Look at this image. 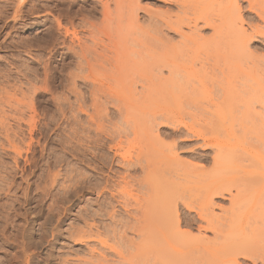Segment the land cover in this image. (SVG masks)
<instances>
[{"label": "bare ground", "instance_id": "6f19581e", "mask_svg": "<svg viewBox=\"0 0 264 264\" xmlns=\"http://www.w3.org/2000/svg\"><path fill=\"white\" fill-rule=\"evenodd\" d=\"M110 1L109 3L108 1L107 3H103L102 0H99L101 10L97 11L96 6L93 5L94 7L86 13V16L83 14L85 17H80L78 23H75V21L80 12L74 13V11H72V8L77 4L76 0L0 1V38L2 36L4 37L3 41L0 43V48H12V51H18V49H20L24 50L25 53L27 52L28 54H31L34 50L33 47L39 48L38 43L32 45L31 43L27 44V42H8L7 44V40L10 38L12 33L19 30V27H25L30 21L32 22V20L34 21L33 24H50L47 28L48 39L45 42L48 57L44 59L43 57H38L35 59L38 60V64H40V66H44L42 68L44 69L43 78H39L36 72L30 70H26L27 72L21 73L22 71L17 66H11V69L9 68V70L0 72V106H7V111H1L3 108L0 110V157H10L13 166L10 169L14 175L18 173L23 174L26 170H28V172L30 171L32 175H35V172L40 166H38V161L34 159L35 157L27 160V155H29L28 153L34 149L33 145L35 143L39 144L40 139L43 140L42 142L45 144L44 146L46 148L50 144H53L50 134L55 129H53L54 119H46L43 123H40L42 121H39L40 117L39 114H37V106L40 105V102L35 98L37 97V92L39 94V91L45 94H50V102H52V105L56 110L55 112L59 114L57 123H60H55V130H58L60 135L62 133V136L68 134V131L73 130V132H69L72 133L70 134V145L65 146H70L69 149L67 148L70 152H84L82 148L90 147V145L103 147L102 135H104V139H106V141L110 138L109 136L112 135L110 133L109 136L103 134L105 133L103 130L108 126H105V128L103 126V129L101 130L102 127H100V124L103 122L101 120L103 119V113H101L103 110L101 107L103 104H101L100 107L99 98L101 97L98 98V96L100 94L104 96V90L109 91V89H104V87L110 82L112 84V81H115L116 83L123 81L122 79L128 80L130 75L126 76L125 74H129L130 70L128 72L127 68L131 62L129 64L130 60L128 59V61H125V59L128 58V53L125 52L126 50L124 51L127 53L126 58H122L125 57L123 52L120 53L121 50L123 51V49H125L124 47H121L126 41V39L123 38V35L120 34L121 36H118V33H120L121 30L113 33L114 28L112 29L111 26L110 28L113 30V32H111L115 34V38L114 35L110 36L106 33L104 35L108 36H106V41H103L101 36L99 38V33L101 32L100 25L103 23L111 25V23L113 21L115 22V20L118 23L119 20H123L122 18H125L127 22H132L133 26H137L138 24L136 23L139 22L136 8L138 0L129 1L130 5L128 4L129 6L126 7L127 9H125V12L123 11V13L118 11L123 10L121 7L118 9V6L122 3H126V1L122 3H119L120 0L112 1L111 3H115L112 5L117 7V9L114 7L115 10L113 11L115 12L113 13H111L112 10H110L113 8L108 7V4L111 5ZM158 1L168 7H175L178 13L172 14L170 11H164L166 12L165 14H167L164 15L162 12L164 15L163 18H152L154 19L151 22V25H153L152 27H154L155 30L157 27L166 28L175 34H178L181 37V41L183 40L182 42H194L193 44L196 42V44L199 45L198 47H201L200 52H204L205 49V58L203 60L200 58L202 62L200 63L199 68L202 73L209 70L208 68L211 70V67L214 69L216 66L219 67L224 65L231 73L235 72V76L236 70H241L242 65L245 64L248 67L246 72L250 70V75L253 80H263L262 75L264 74L257 73L258 71L264 72V58L263 60L257 58L258 56H254L249 49L251 47L250 45L258 43L257 41H260V39H264V0H209L207 3L203 0ZM243 4H246V6L242 7ZM243 10H246L248 17H244L247 13L243 14ZM98 15H100L101 20H98ZM41 17H44V21L40 22L39 19ZM117 23L115 22V24ZM199 23H201L202 27L198 26ZM115 24L113 23V25ZM183 27L188 28V33L182 32ZM200 27L212 30V34H210L211 37L204 38L203 36H199L197 34V28L199 29ZM106 28L108 29V27ZM83 33L90 35V39L89 37V40L84 39V35L83 37L81 36ZM117 37L123 38H120L122 43L118 44L119 39L117 41ZM112 44L115 49L117 48V44L120 46L122 45L120 49L118 48L120 51L117 52L119 55L122 54V56H119L117 53L115 54L116 56H114L116 51L114 48V50H112ZM194 50L196 51V48ZM197 50H199V48ZM174 51L177 53L176 56H173L172 53L164 58L162 55V58L158 56L155 64L159 71H161V68H169V71L171 72L170 77L176 74L177 71L181 70L176 67L178 66V61H183V59H185L179 58V55L182 57V52H179L180 50L178 51L179 54L177 50ZM185 51H183L184 54H187L188 51H186V53ZM58 54L63 57L65 56V59L70 60L67 64V72H64V74H56L55 72L51 73L48 71V62L51 63L49 60L53 61ZM171 55L173 57H170ZM187 56L190 58L189 55H186V57ZM199 56L196 57L197 60H193L196 61L193 63H198L197 61H200ZM186 60L190 61L188 59ZM175 63H177L176 66ZM180 63L179 66L181 67ZM127 64L129 65L126 67ZM140 64L141 63H138L137 65ZM187 64L189 65L190 63L188 62ZM192 65L195 67L194 64ZM205 65L209 67L207 68ZM245 65L243 66L245 67ZM258 67L263 69L260 70ZM124 68L127 73H125ZM185 68L183 69L186 70ZM256 68L259 70L257 71ZM232 69L235 70L233 71ZM238 70L237 73H240ZM243 70H245V68ZM217 71H219L221 75L225 74L223 70ZM13 72L19 76V79L16 81L19 82L20 79L24 80V83L21 81L24 84V88L21 86V82L20 86H10L11 81H13L11 80ZM212 72H209L210 74L206 72L204 75L208 74L210 76L207 75V78L215 80V73L211 74ZM216 74L217 76L220 75L217 72ZM242 74L243 73H241V75ZM37 77L41 79L42 83L41 86L38 85V87L36 86L37 83L35 84ZM219 77H216V79ZM103 81L105 82V86L102 83ZM56 82H58L57 88H61L62 91H67L70 97H73L75 106L74 104H70L67 100L68 98L66 99L65 96L57 97L54 95L51 91V86ZM126 82L122 83L124 84ZM131 82H134V80L131 79V81H128L129 84ZM81 86H83L84 89L86 87H89V89L91 88L90 90L86 88L89 93L87 94L86 92L88 91L85 90L83 92ZM114 86H110L111 89H113ZM117 86L119 85L117 84ZM141 88V92L134 88H130L128 89V92L123 90L125 92L122 94H120L121 92L117 93L120 89L115 90L116 94L113 89L111 92H105L108 94V97H106L107 94H105L104 99L107 100L110 93H112L111 95L114 97L116 95L113 99L111 96V102H108L111 103L110 105L114 109L112 111H115L120 115H125L123 111L136 114L138 113V117L143 119L144 117L142 115L146 114L148 116V114H150V102L148 99L149 87H147V85H143ZM7 89H12L11 91H13V94L9 96V98L4 97V94H7L6 96L8 97V92H10L9 90L7 91ZM16 94L21 96L19 100L17 98L13 99ZM86 94L88 95L87 97L90 98L88 100H92L93 102L91 101V103H94L92 105L97 109L96 110L90 105L89 108L95 109V112H93L94 110L89 111H92L91 113H94L97 118L98 116H102L101 119H99V121L102 122L97 123L93 120L96 117L92 116L90 112V114L87 112V106L85 105ZM2 95L3 97H1ZM136 96H138V98H136ZM141 99H143V104L140 103ZM96 103H99L97 105L98 107H96ZM168 103L167 105H169ZM209 103L210 106L215 108H219V106H221L217 101L210 100ZM140 104L142 105L140 106ZM104 105V108H102L105 111L106 104L104 103ZM98 108H100L101 112L98 111ZM129 108L133 111L128 110ZM153 112L155 113L153 115L150 114L149 118L145 115V118H148V120L145 119L147 121L143 119L145 122H139L140 119L137 121L136 118L137 122L135 121V124H140L141 126L140 129L139 127L136 129L138 125H135V130H139V132H134L133 129V132L131 131L134 135L133 142H140V144L137 143L140 145V148L143 147L141 143L143 141V143H145L143 144L144 147L141 148L143 150L145 149V151H143L144 153L140 150V153H138L140 155H137L140 158L137 157L138 159L134 162L125 159L123 154H120L119 152L116 153L117 150L122 149V147H120V143L116 144L115 147H109L110 144L109 146H107L108 144L106 145L108 147V151H112L113 148H116V152L112 156L110 155L111 158H106L101 152V154L97 152L94 154L92 152L93 156L90 155V161L92 164H97L94 165V167L92 166V170L93 172L95 171V175H98L101 182H103V186L101 188L99 187V191L95 188L96 186L93 185L94 188L91 187V185L84 178L82 179L79 174H76L78 179L74 178L75 175L72 176L74 178V185L70 188V191L68 190L65 193V202L68 207L63 210V214L66 215V213L69 212L73 206L79 203V199L82 198L86 192H97V194L107 193L104 198L103 195L96 198V202L98 203L97 210L83 211V215L86 214L85 219L88 220L91 218L93 220L92 217L94 215V217H96V215H100L102 213L105 214L106 218H109L110 223H108V225L107 223L106 225L102 224L104 225L102 226L103 233L100 231V228H102L100 226H93L95 227L94 232L91 228H88L87 231L74 229L73 231L68 232L67 239L69 238L73 240L75 242L74 245H81V247L86 246V248H88L87 246L94 241H96V243L102 242L103 244L104 242L101 240V236L102 234L107 233L109 238L116 239L119 242H123V244H128L131 249L135 251L133 258L129 261H122V264H170L171 262L172 264H264V228H260L261 225H259V228L258 226H256L257 228H254L253 226L249 227L248 219L250 218V213L236 214L234 212V206L237 202L242 200L249 201L250 210H254V207L259 208L260 206H263L264 209V158L258 160L257 163L260 164L251 163L253 162L252 160H249V164L247 165L232 163L233 167H228L227 171L224 167L225 162L222 163V161H224L223 154L235 149L234 142H232L233 144L230 142L231 137L229 134L227 136L228 140H224V137H222L223 139H220V137L210 138L204 132L194 130L193 123L196 124V122H194L195 120L189 124L179 122L172 119L169 115L172 111L167 108L158 109ZM214 112L211 113L213 116L214 114L219 113V110L215 109ZM68 114L69 116H67ZM104 115L106 116V111ZM82 116L85 118L84 121L81 119ZM130 116H133V114ZM206 117L200 118L203 119L200 123L202 122L206 129L210 131L213 129L214 131L219 128L217 130L223 131L222 128L224 126L219 125V123L221 124L220 121L217 126L216 123L218 121L216 122V120H214L213 123L212 117ZM104 118V120H106V117ZM124 118H126L127 121L129 117ZM198 122L199 121H197V123ZM223 125L225 124L223 123ZM157 126H162L163 128L168 127L170 131H158L155 129ZM232 131L233 129H231V132ZM36 134H39L40 137L35 138ZM64 137H66V135ZM147 140H153L154 145L153 143L152 145L154 147H157L155 145H158L159 149L161 146L162 149L158 150L157 148H152ZM197 144L199 145L196 148L202 149L204 152L203 154L195 153L198 152L194 150L196 149L194 146H197ZM145 145L150 146L148 151L146 150ZM23 147L26 148L27 152L25 157L26 161L21 155ZM182 147H188L190 149H188V151L186 150L180 152ZM24 150L23 152H25ZM209 150L213 153L209 152ZM88 151L91 152L90 149ZM210 153L212 155H210ZM49 154L50 153L48 152V155ZM181 154H186L189 160L182 159L180 157ZM32 156H34V154ZM75 156H79V152L78 155L75 154ZM84 157L85 154L80 155L77 158L84 159ZM115 157L119 158V160L116 161ZM21 158H23L25 166H28L27 169L25 166L22 168L19 166ZM196 160L197 162H194ZM114 161H116V164ZM209 163H211V166L207 168L206 166ZM115 166H118L119 169H123L125 171L130 170L134 173L142 174V179L137 182L138 195L133 199V202L135 203L134 210L128 214L126 211L120 214L114 210L113 201L115 194L110 192L112 188H109L111 186L109 183L110 181L112 182L110 177L111 175L113 178L120 174L119 170L114 169ZM229 173L233 175L230 176L231 178H229V176L224 177L225 174L228 175ZM47 176L48 181L52 186V183L56 181L58 173L52 174V172H48ZM68 179L69 178L67 176V180ZM50 191L51 190H49V188L45 191V197L52 195V192ZM252 191H259V193L256 197H251L250 193ZM32 200L34 201V197ZM217 201H228L230 207L224 208L219 205ZM105 208H110L111 210L108 212L105 211ZM215 209H219L221 214L215 213ZM103 216L101 217L103 218ZM262 223H264V218ZM58 226L49 229L53 240L62 236V233L57 230ZM40 227L41 226L39 225L38 229H40ZM118 230L120 231L117 232ZM25 231L28 232V230L25 229L22 233H16L15 236H13V243L16 250H18L15 255L23 256L24 262L27 264L28 261L37 257V246L34 243L36 241H33L31 235L27 234V232L25 233ZM129 233L131 234L130 237H128ZM203 233H212L213 239L211 240V238L209 239L205 237ZM249 238L251 240L254 239L255 242L252 243ZM53 240L46 239L44 242L47 246H51ZM37 245L39 244L37 243ZM87 250H89L88 253L90 259H94L96 263L98 262L97 264H100L99 262L104 260V257L95 253L93 249L89 248ZM14 258L17 259V257ZM83 263L85 262L83 261Z\"/></svg>", "mask_w": 264, "mask_h": 264}, {"label": "rangeland", "instance_id": "374dc122", "mask_svg": "<svg viewBox=\"0 0 264 264\" xmlns=\"http://www.w3.org/2000/svg\"><path fill=\"white\" fill-rule=\"evenodd\" d=\"M0 1H6V0H0ZM102 1L103 3L104 2L107 3V1L109 3L110 0H102ZM112 1H115V0H112ZM112 1H110V3ZM125 1L126 3H122ZM129 1L131 2V0H124V1L120 0L119 3L121 2L122 4L119 5L117 3L119 6L117 4L116 5L118 6V9L119 7H121L123 10H118V11L122 13L123 11L125 12V9H127L126 7L130 5ZM203 1H205L206 3L209 2V0H203ZM137 2H138V5L136 4L137 5L136 8H137V13H138L137 15H138V22H139V23H136L138 24L137 26L135 25L133 26L132 22L131 23L127 22L125 18H122L123 19V20L121 19L122 21L119 20L118 23L115 20L117 24H115L114 21L112 23L110 22L111 23V25L109 24L110 26L107 25L108 23L107 24L103 23L104 24V25L102 24L103 26L100 25L101 26L100 31L102 33L101 32L99 33V38L101 36L103 41H106V36H108V35L105 36L104 34L107 33L110 36L114 35V38H115V34L113 33H116L117 31L121 30L120 33H118L119 34L118 36L123 35L124 36L123 38H125L126 41L124 40L125 44H122L123 46L121 45L122 46L121 47L118 44L122 43V41L120 40L123 38L117 37L116 39L117 41L119 39L118 41L119 43L117 44L116 49L118 50V48L120 49V47L121 48L124 47L125 49H123V51L121 50L120 52V53L123 52V54L125 55V57H122V58H126V54L128 53V58H126L125 61L128 59L130 60L129 64L131 62L130 65L129 64L126 65V67L128 65L131 66V67L128 66L129 69L127 68L128 72L130 70L129 74L127 73L125 69L126 67L124 68L125 73H127L125 75L126 76L130 75L131 77L129 76L128 80L122 79L123 81L116 82L119 86H117L115 81H112L113 85L110 82L109 84H107L108 88H107V85L105 86V82L103 81L102 83L105 86L104 89L105 88L109 89V91L108 90H104V91L111 92V90L113 89L114 91L120 89L119 91H117V93L121 92L120 94H122L125 92L123 90H126L128 92L129 91L128 89L134 88L137 91L141 92V89H142L141 86L147 85V87H149L148 99L150 102L149 113L151 115L155 113L153 112L155 110L167 108L168 110L172 111V113L169 114L172 117V119H175L179 122L188 123V124L192 123L193 120H195L194 122H196V124L193 123L194 130L198 132H204L210 138L220 137V139H223L222 137H224V140H228L227 136L229 134V136L231 137L230 142L231 143L234 142L235 149L223 154L224 161H222V163L225 162L224 164V167L226 168L225 170L228 171V167L232 168L234 163L247 165L249 164V160L253 161L251 163L260 164V163H257L258 160L264 158V77H263L264 75H262L263 80H260V81L253 80V78L250 75V70L246 72L248 67L245 64H243L245 65V67L242 65V68L243 69L245 68V70H243L242 68L241 70L237 69L238 72L240 73H237V70H236L235 76H234L235 72L231 73L230 71H228V69L225 68L224 65H221V64H220L221 66L219 67L216 66V68H214L215 71L211 66H210L211 67V70H210V68H208L209 66L205 65V67H207L209 70L204 71L205 73L204 72L202 73L199 66L202 60L205 58L204 48H203L204 52L201 51L203 53L200 54L201 47H198L199 45L196 44V42L195 44H193L194 42H190V43L182 42L183 40L181 41L180 39L181 37L178 34H175L174 32H171L170 30L166 28H162V27L161 28L157 27V29L159 30L157 29L155 30V28L152 27L153 25H151L152 20L156 18L161 19L163 18L164 15H167L165 14L166 12L164 11H170L172 14H175V13H178L177 9L175 7H168L165 4L159 2L158 0H138ZM76 3L77 4L72 8V11H74V13L80 12L81 16L79 13V16L78 18H76L75 23L79 22L80 17H83L84 15L86 16V13H88L92 7L96 6L97 11L101 10L99 6V0H76ZM112 4H115V3L113 2L111 3V5L108 4V7L113 8V9H110L112 10V12L110 11L111 13L115 12L113 10L117 9V7L113 6ZM244 6H246V4L242 5V7ZM243 11H244L243 14L247 13L246 10H243ZM162 12L164 15L162 14ZM245 15H244L245 18L248 17V13ZM153 17L154 19H152ZM97 18L98 20H101L100 15H98ZM39 21L40 22L44 21V17L43 18L41 17ZM33 22L34 21L32 20V22L30 21L25 27H22V26H21L22 28L19 27V30L15 31V33H12L11 34L12 37L10 36V38L7 40L6 43L8 44V42L9 43L27 42V44L31 43L32 45H35L36 43H38L39 48L33 47L34 50L31 52V54H28L27 52L25 53L24 50H20V49H18V51H14V50L12 51L11 50L12 48H7V49L4 47L0 48V72H3L4 70L5 71L9 70V68L11 69V66L12 67L17 66L22 71L21 73L27 72L28 70H30V71L36 72L39 78H43L44 69L42 68L44 66H40V64H38V60H35V59L38 57H43V59L48 57L47 56L48 52H47V47L45 45V42L48 39L47 28L49 27L50 24H44V25L43 24H33ZM30 23L33 25H31ZM113 23L115 25H113ZM105 26L108 27V29ZM111 26H112V29L114 28L113 29L114 32L113 30H111L110 28ZM198 26H201V23H199ZM200 28L199 29L197 28V32H198L197 34L199 36H203L204 38L211 37L210 34H212V30L204 29V28L200 29ZM182 32L188 33V28L183 27ZM100 34H102L103 36ZM81 36L84 39H88L90 35L83 33ZM3 38H4L3 36L0 38V43L3 41ZM263 40L264 39L262 40L260 39V41H257L258 43L250 45L251 47L249 49L254 54V56H258L257 58H260L261 60H263L264 58V41ZM111 46H113V44ZM113 48L114 46L112 47V50L115 49ZM195 48H196V51L194 50ZM198 48L199 50H197ZM116 49H115L116 52L114 53V56H116L115 54L120 51V50L117 51ZM174 50H177V52L180 50L179 52L180 53L182 52L181 53L182 57H180L179 55V58L180 59L185 58V59H183V61L178 59L181 61V63L180 61L178 62L180 63L181 67L184 66L183 68H185L186 66L185 68L186 70L181 68L179 66V63L177 62L178 66H176L177 63H175V66L178 67L179 70L180 69L181 70L177 71L176 73L177 75L174 74L172 77H170L171 72L169 71V68H161V71H159L158 68H156L155 64L157 61L156 59H158V56L161 57L162 55V57L164 58V57H167V55L169 56L171 53L173 56H176L177 53ZM185 50L188 51L187 54H184L183 51ZM124 51L127 53H125ZM191 53L192 55L194 53V55L192 56ZM117 54L119 55V53ZM198 54L201 56H199ZM172 55L170 57H173ZM186 55H189L190 58L188 56L186 57ZM197 55L199 56L200 61H197L198 63H193V62H196L193 60H197L196 58L198 57ZM119 56H122V54ZM186 59L190 61H187ZM49 61H51V63L48 62L49 66L47 67H48V71H50L51 73L55 72L56 74H60V73L64 74V72H67L66 71L67 64L69 63L70 60L65 59V56L63 57L60 54H58L57 57L53 59V61L52 60H49ZM188 62L190 63L189 65L187 64ZM138 63H141V64L137 65ZM192 64H194L195 67H193ZM260 67H258L260 70L263 69ZM258 68H256L257 71L259 70ZM217 70H223L225 74L221 75L220 72ZM206 72H208V74H210L209 72H212L211 74L215 73V80L214 79L210 80L209 78H207L210 75L208 74H207L208 76L204 75L206 74ZM216 72L219 73L220 75L217 76ZM241 73L243 74L241 75ZM259 73L264 74V72H261V71H258L257 74ZM125 75L124 77L126 78ZM11 76L13 78V79L11 78V80L13 81H11L10 86L14 85L15 87H17L18 85L20 86L22 82L24 83L23 79H20L19 82L16 81L19 79L18 74H15L13 72ZM38 77H37V81H35V84L37 83L36 84L37 87L38 85L41 86L42 84L41 79H39ZM216 77H219V78L216 79ZM131 79L134 80V82H131L129 84L128 81H131ZM122 82H126L127 84L126 83L123 84ZM23 83L21 86L24 88ZM57 85H58V82L54 83L51 86V91L54 93V95L57 97L65 96L66 99L68 98L67 99L68 102L72 105L74 104L75 106V101L73 102L74 100L73 97H70L67 91L65 90L62 91L61 88H57ZM110 86L111 87L114 86L113 89H111ZM86 88L88 90L91 89V88L89 89V87H86ZM86 88L84 89V87L81 86V89L83 90V92L84 90L88 91L86 90ZM8 90L10 92H8L9 93L8 97L6 96L7 94L6 95L4 94L5 98H9V96L13 94V91H11L12 89H7V91ZM105 92L103 93L104 96L101 94H100L101 96L100 95L98 96V98L101 97L99 98L100 104L96 103V107H98L97 106L98 104L100 105V107H101V104H103L102 106L103 108L105 106L104 103L106 104V107H105L106 116L104 115L105 114L104 109L101 107V109L103 110L101 112L100 108H98V111L103 113L102 114L103 117L101 116L103 119H101L100 116H98L97 118V116H95L94 113L93 114L91 113L93 110H94L93 112H95L96 108L95 106L92 105L94 104V103H91L92 100L91 101L88 100L90 99L89 97H87L88 96L87 94L89 93V91L86 92L87 94L85 95L86 97L85 105L87 106V110H88L87 112L88 113L90 112L92 116L96 117V118L94 117L96 119V120L93 119L94 121H96L97 123H100L103 121L100 124V127H102L101 130L103 129V126L104 128L105 126H108L107 128L109 131L107 130V128H105L103 130V132L105 133H103L102 131L101 132L105 134L106 136H109L110 134H112L111 136H109L110 138L108 137L110 141L108 139L107 141L109 142H107L106 139H104V135H102L103 147L102 146L96 147L95 145H90V147H83L85 149L82 148L84 152L77 151V153L70 152L68 150L70 146L65 147L66 145H70L69 143L70 137H71L70 134L72 133H69V132L71 131L73 132V130L68 131L67 132L68 134H65L66 137H64L65 135L62 136V133L60 135L59 134L60 132L58 133V130H55L56 129L55 123H57L58 121L57 118H59V114L55 112L56 110L54 109L52 102H50L51 101L50 94L49 93L45 94L41 91H39V94H38L37 92V97L35 99L40 102V105L37 106V114H39V117H40L39 121H42L40 123H43L46 119H51V118L54 119L53 129L54 128L55 129L50 134L53 144H50L51 146L49 145L46 148L44 146L45 144L42 142L43 140L40 139L39 144L35 143L34 144L35 146L33 145L34 149H32L30 153H28L29 155H27L26 148L25 147L22 148L23 150L25 149L24 150L25 152L21 150V152L23 153V154L21 153V155L24 158V160L27 155V158H28L27 160L35 157L34 159L38 161V166L40 167H38V170L35 172V175H32L30 171L28 172V170L24 171L23 174L18 173L14 175L12 170L10 169L13 167L12 160L10 159V157H5V156L0 157V190H1L0 191V264H25L23 256L15 255L18 250H16L14 243H13V236H15V234L18 232L22 233V231H24L25 229L28 230L29 232L28 233L27 231H25V233L27 232V234L31 235V238H33V241H36L34 243L37 246V250H36L37 257H34L32 260L29 259L31 261H28L27 264H43L44 261H45L44 264H79L81 261L82 262L80 264H97L98 262L96 263L94 259H90V256L88 253L89 250H87L89 248L93 249L95 253H98L104 257V260L99 262L100 264H122V261L124 260L129 261L133 258L135 251L131 249L130 245L125 244V243L123 244V242H119L116 239L109 238V235L107 236V233L106 234L104 233L101 236V240L104 242L103 244L102 242L96 243V241H94L87 246L88 248H86V246L81 247V245H74L75 242L73 240L69 238L67 239L68 232H71L74 229H78V230L80 229L83 231H87L88 228L89 229L91 228V230L94 232L95 227L97 226L102 227L104 226L102 224L106 225L107 223L108 225V223H110L109 218L108 217L106 218L105 214H102V213L100 215L99 214L96 215V217L99 216L97 218L94 217L95 216L94 215L92 217L93 220L91 218L87 220L85 219L86 214L83 215L84 214L83 211L86 212V210L88 211L97 210L98 203L96 202L97 201L96 198L102 195L104 198L105 195H107V193L97 194V192H89V193L86 192L84 193L83 197L79 199V203H77L75 206H73V208L70 209L71 211V212L69 211L70 213L67 212L66 215L63 214V210L68 207V205L65 202V193L68 190L70 191V188H72V186L74 185L73 179L74 178L78 179V176L76 177V174H79V176L82 177V179L84 178L91 185V187H93V185L96 186L95 188L97 189V191H99V189L103 186V182H101V180L99 179L100 177L98 175H95V171L93 172L92 170V166L94 167V165H97L94 163L92 164V162L90 161L91 156H93L92 154L93 153L95 154V152L97 153L101 152L102 155H104L106 158H111L110 155L112 156L116 152L115 150L116 148H113L114 151L112 150L113 151L112 152L110 150L108 151L107 146H109L110 144L109 147H115L116 144L120 143V147H122V149L117 150L116 153L119 152L120 154H123L125 156V159H127L128 161L134 162L136 159L140 158L137 156V155H140L138 154L140 153V150L142 152L145 151V149L144 150L141 149L144 147L143 145L145 144L143 143L144 141L141 143V145L143 146L141 148H140V145H138L140 144V142L139 143L135 141H134L135 143L133 142L134 135L132 134V132L137 131L135 130V128L138 124L136 125L135 123L140 119L138 117L139 115H137L138 113L136 114V113H130V112L123 111L125 115L124 114L120 115L119 113L112 111L114 109L110 105L111 103H108V102H111L110 97L112 96V99H113L114 96L111 95L112 93H110V96H109L110 99L106 98L107 100H109L107 101L104 99V97H105V94H107L108 92L107 93ZM115 94H116V91H115ZM1 97H3V95ZM102 97L105 101L102 99ZM106 97H108V94ZM16 98L19 100L21 96H19V94H16L15 98L13 97V99H16ZM136 98H138V96H136ZM141 100H140V103L143 102V99ZM210 100L217 101L218 103H220L221 106H219V108L210 106L209 105ZM167 103L169 105H167ZM142 104H140V106ZM90 105L93 106V108L95 109L93 108L90 109L89 108ZM1 106H0L1 107L0 110L3 108L1 111H7V108H6L7 106H3V105ZM215 109H218L219 113L214 114L213 116V114L211 113L214 112ZM89 110H92V111H89ZM128 110L133 111L131 110V108H129ZM131 114H133V116H130ZM141 114H144V113H141ZM150 114H148V116L146 114L142 115L144 117L143 119L148 120ZM145 115L148 118H145ZM67 116H69V114ZM206 116L212 117L213 123H214V120H216V122L218 121L217 123L215 122L217 126L220 121L221 124L219 123V125L224 126L222 128L223 131L217 130L219 129L217 127H216L217 129L214 131L213 129L211 131L206 129L204 127V124L202 122H201L202 124L200 123V121L203 120L200 118L206 117ZM82 117L81 119L84 121L85 118L84 116ZM104 117H106V120L107 119L108 120L107 121L104 120L105 119ZM124 117H127V118L129 117V118L126 121V118ZM136 118H137V121H136ZM99 119H101L102 121H99ZM143 119H140V120H143ZM140 120L139 122L147 121V120L145 121L144 120L140 121ZM197 121L199 122L197 123ZM222 122L225 125H223ZM140 126L141 125L139 124L136 129H138V127L140 129ZM225 126L228 128H226ZM155 129L161 132L170 131L168 127L163 128L162 126H159V127L157 126V128ZM231 129H233L232 131L233 133L231 132ZM105 130L108 132H106ZM137 132H139V130ZM67 135H68V138H67ZM225 135H226V138H225ZM36 137L39 138L40 135L36 134L35 138ZM66 143H69V144H66ZM148 143L151 145L152 148L154 147L153 140L148 141ZM199 144H197V146L195 145L194 147L195 148L198 147ZM145 146H146V150L148 151L150 149V146L148 145H145ZM155 146L157 147H154V148H157L158 150L162 149L161 146H160V149L158 145H155ZM86 148H89L91 152L88 151L89 149H86ZM182 149L180 150V152L186 151V150L188 151V149L190 148L182 147ZM196 149L194 150L198 152H195V153H198V154L204 153L202 149H199V148L197 150ZM48 152L50 153L49 155H48ZM78 152H79V156L85 154L84 159L83 158L80 159L81 157L77 158L79 156H75V154L78 155ZM209 152L213 153L210 150ZM211 153L210 155H212ZM33 154L34 156H32ZM180 157L182 159L189 160L186 154H181ZM23 158H21L20 160L19 166L21 168L25 166ZM77 160L82 161V162H79ZM115 160L118 161L119 158L115 157ZM116 161H114L115 164H116ZM194 162H197V160ZM210 166H211V163L207 164L206 167L209 168ZM25 167L26 169L28 168V166H25ZM114 169H117L120 172L119 175L113 178H112V175L110 176L112 179V182L110 181L109 184L111 186L110 185H109L110 187L108 186L110 189L112 188L110 192L115 194L114 196L115 198L113 201V204H114L113 206L115 208L114 210L120 214L124 213L125 211L127 214L131 213L134 210V206H135L133 199L136 198L135 196L138 195L137 194L138 192L137 182L140 179H142V174L134 173L130 170L125 171L123 169H119L118 166H115ZM48 172H52V174L58 173V176L56 177V181L52 183V186L49 183L48 178H47ZM7 175H8V178H7ZM67 176L69 178L68 180H67ZM72 176H74V178ZM227 176L231 178L230 176H233V175L230 173L228 175L227 174L224 175V177H227ZM48 188L49 190H51L50 192H52L51 193L52 195L45 197V191L48 190ZM258 193L259 191H252L250 193V196L256 197ZM33 197H34V201L32 200ZM217 203L223 206L224 208L230 207L228 201H224V202L217 201ZM110 210H111L110 208H105V211L109 212ZM214 212L221 214V211L219 209H215ZM234 212L236 214H242V213H247V212L250 213V218L248 219L249 227L253 226L255 228L256 226H258L259 228L260 227L259 225H261L260 228H264V223H262L263 218H264L263 206H260L259 208L254 207V210L253 209L250 210L249 201L242 200L236 203V205L234 206ZM80 214H81V217H80ZM101 216H103V218ZM39 225L41 226L40 229H38ZM55 226L56 227L58 226L57 230H59V232L62 233V236L59 238H55L53 240V237H51L50 235L49 229ZM100 231L103 233V227L100 228ZM119 231L120 230H118L117 232ZM130 235L131 234L129 233V236L128 235L127 236L130 237ZM203 235H205V237L209 239L211 238V240L213 239L212 233H203ZM44 239L53 240L54 243L52 242L51 246L49 245L47 246V244L44 242L45 241ZM250 241L252 243L255 242L254 239L252 240L250 239ZM37 243L39 245H37ZM77 251H80V252H77ZM14 257H17L18 260ZM83 261L85 263H83ZM123 264H129V263H123ZM170 264H172V262Z\"/></svg>", "mask_w": 264, "mask_h": 264}]
</instances>
